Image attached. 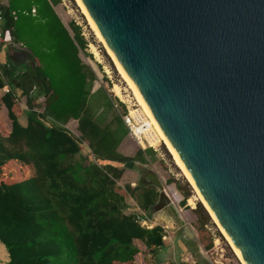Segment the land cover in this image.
I'll return each mask as SVG.
<instances>
[{
    "label": "trees",
    "instance_id": "1",
    "mask_svg": "<svg viewBox=\"0 0 264 264\" xmlns=\"http://www.w3.org/2000/svg\"><path fill=\"white\" fill-rule=\"evenodd\" d=\"M57 3L7 0L0 7V31H9L12 41L27 49L30 62L22 67L0 62V89L10 87L0 106L11 125L0 135V244L6 264H135L134 241L155 255L165 235L159 226H142V214L127 212L117 183L126 166L144 163L154 152L139 151L133 158L117 153L127 135L121 113L107 123L110 98L102 87L91 93L96 75L79 57L86 40L78 25L70 30L62 25L53 10ZM20 97L28 108L26 127L18 121ZM38 98L44 101L41 113L35 111ZM70 120L77 122L80 137L66 129ZM83 142L87 156L81 154ZM12 160L30 165L32 176L7 180L3 167ZM124 190L144 213L157 199L151 187ZM197 209L205 215L200 204Z\"/></svg>",
    "mask_w": 264,
    "mask_h": 264
},
{
    "label": "water",
    "instance_id": "2",
    "mask_svg": "<svg viewBox=\"0 0 264 264\" xmlns=\"http://www.w3.org/2000/svg\"><path fill=\"white\" fill-rule=\"evenodd\" d=\"M80 1L244 262L264 264V0ZM140 178L148 214L171 205Z\"/></svg>",
    "mask_w": 264,
    "mask_h": 264
},
{
    "label": "rangeland",
    "instance_id": "3",
    "mask_svg": "<svg viewBox=\"0 0 264 264\" xmlns=\"http://www.w3.org/2000/svg\"><path fill=\"white\" fill-rule=\"evenodd\" d=\"M54 10L68 30H70L72 23L80 27L82 35L87 43L84 53L79 52L80 60L83 64L91 67L95 72L96 80L93 82V89L95 90L99 87L105 89L111 102L115 104L112 115L113 113L119 115V113L123 111V104L119 99L125 101V96L133 97V95L130 89H128L127 83L119 74L114 62L107 55L102 44L96 40L85 17L81 14L74 0H58ZM93 49L97 52V55H94ZM120 95L124 98H120ZM42 99L43 98H38L35 100V104L39 106L35 108V111L38 113L42 112L44 105ZM133 99L135 98L133 97ZM16 105L19 118L26 121V112L28 109L25 107L24 98L21 99L20 97ZM66 127L74 137H80L77 130V123L74 120L69 121ZM81 147L82 153H84V155H89L87 144L83 142L81 143ZM121 147L123 153L128 158L135 157V155L141 151L140 147L130 139V137L122 143ZM156 149V152L151 149L154 152L153 156L146 155L144 157V163H134V168L132 167L128 174H126V177H122L118 181L117 187L119 193L124 195L126 199V203L129 207L127 212L136 211L140 214H142V212L136 209L135 202L130 200V197L124 190V186H140L137 182V175L134 172L140 175L146 170H150L159 177L163 187H165L167 195L171 200V205L162 213L151 214L153 216L151 221L147 220L141 223L144 227L151 225V223L155 225H167V223H169V227L167 228V239H165L164 244L165 249L159 254V258L165 259V261H167L166 264H241L230 246L217 230L215 224L211 221L201 203L198 202L197 196L195 195L196 192H194V189L187 182L182 172L174 164L166 147L160 142V144L156 145ZM151 188L155 191L157 190L154 187ZM184 191H189L187 199L183 196ZM156 193L158 199V192ZM190 201L194 203V206L189 203ZM198 204L201 205L207 216L198 212ZM176 211H178L180 219H176ZM181 224L191 229L195 240L192 242V245L185 246V249H178V243L175 242L174 245L176 250L172 252L169 249L171 248L170 243L175 241V231L178 230L177 228L180 227ZM178 232L180 233V230ZM137 244L140 248H143L139 242H137ZM148 261L151 260L149 259Z\"/></svg>",
    "mask_w": 264,
    "mask_h": 264
},
{
    "label": "crops",
    "instance_id": "4",
    "mask_svg": "<svg viewBox=\"0 0 264 264\" xmlns=\"http://www.w3.org/2000/svg\"><path fill=\"white\" fill-rule=\"evenodd\" d=\"M53 10H54V7H53ZM54 12H55V10H54ZM35 14H36L35 8L32 7L31 10H30V15L31 16H34ZM55 14H56V12H55ZM57 17L59 18L58 15H57ZM59 20L62 23V21H61L60 18H59ZM62 25L65 27V25L63 23H62ZM25 56H26V53L17 52L15 50L9 49L8 47H5V46H3L0 49V62L1 63H4L5 62L7 64L17 65V66H21L22 67V66L27 65L28 63H30V62H28L27 59H25ZM18 68H20V67H18ZM98 89L99 88H96L94 90L93 87H92L91 93H94L95 94L98 91ZM8 90H10V87L9 86H4L2 89H0V97H2ZM22 98H24V100H25V107L27 108L26 99H25V97H21V99ZM108 102L111 104V108L108 107L107 110H106V120H107V123H109L112 120V118L114 116H116L114 113L112 115L113 108H115V104L113 102H111V99ZM15 109H16V107H15ZM17 113L19 115V112H17ZM18 121H19V123H20L21 126H23V127H26L27 126V119L25 121V120H22V119L18 118ZM70 121H73V120H70ZM124 127H125V125H124ZM66 129H67V127H66ZM10 131H11V125H10V122H9V120L7 118V111H6L5 107L3 105H1L0 106V135L6 136ZM127 138L128 137L126 135L121 140V142L119 143V145L117 147V153L119 155L123 156V157H127V156H125V154L123 153V149H122L121 145H122L123 142H125V140ZM82 152L83 151H82V147H81V154L83 156H87V155H84V153H82ZM89 154H90V150H89ZM133 166H134V164H133ZM119 167H122V165H120ZM130 169H132V167L126 166L124 168V172H123L122 177H126V174H128V172L130 171ZM31 170L32 169H31L30 165H27L26 163H22V162L16 161V160L9 161L3 167V172L5 173V175H7L6 176L7 177V180H11L13 182L14 181H20V180H25L27 178H30L32 176V174H33V172ZM134 173L137 175V180H138L137 182L140 185L142 183L141 182L140 175H138V173H136V172H134ZM134 186H137V185H132V187H134ZM155 192H158V190H156ZM167 208H168V206L165 207V208H163V209H161L160 211L154 212L153 215L156 214V213L157 214L158 213H162V212L166 211ZM142 215L144 217L143 221H147V220L151 221V219L153 217L151 214H148V212H146V213L142 212ZM175 217H176V219H180V216H179L178 211H176ZM156 226L161 227L163 229V231H164V235L165 236L163 237V247L161 249H159L157 251V254H155V255H152V254H150L148 252L145 254V248H144V246L142 245L143 248L142 247L140 248L139 245L137 244L138 241H134V244L139 249V254H137L134 257L135 264H166L167 263V261H165V259H163V258L160 259L159 258V254L163 251V249H165V245L164 244H165V239H167L166 236L168 234L167 228L169 227V223H167V225H155V224L151 223V225L147 226L146 228L147 229H151V228L156 227ZM183 227H184V225L181 224V226L177 228L178 230L175 231V241H173V242L170 243L171 244V248H169L170 251H172V252H174L176 250L175 249V245H174L175 242L178 243V245H177L178 246V249H185L187 247V245H192V241H188V240L183 239V236L178 232ZM149 259L151 261H148ZM7 261H8V257H7L5 248L0 244V264H6Z\"/></svg>",
    "mask_w": 264,
    "mask_h": 264
},
{
    "label": "bare ground",
    "instance_id": "5",
    "mask_svg": "<svg viewBox=\"0 0 264 264\" xmlns=\"http://www.w3.org/2000/svg\"><path fill=\"white\" fill-rule=\"evenodd\" d=\"M74 2L76 3L77 7L79 8L81 14L85 17L89 28L91 29V31L93 32L96 40L102 44L103 48L105 49L107 55L112 59V61L114 62L115 66L117 67V70L119 71V74L121 75V77L124 79V81L127 83L128 85V89H130L133 97L136 99L135 102L143 109L144 113L146 114V116L149 118L150 120V124L153 127V130L157 133V135L159 136L160 141L162 142V144L166 147V149L168 150V152L170 153L172 160L174 162V164L178 167V169L182 172L183 176L185 177V179L187 180V182L190 184V186L194 189V192H196V196H197V200L199 203H201V205L203 206V208L206 210V212L208 213V215L210 216L212 222L215 224L217 230L220 232V234L222 235V237L224 238V240L227 242V244L230 246V248L232 249V251L234 252L235 256L237 257V259L239 260V262L241 264H246L244 262V260L242 259V257L240 256L239 252L237 251V249L235 248L234 244L231 242V240L229 239V237L226 235V233L224 232V230L221 228V226L219 225V223L217 222L216 218L214 217L213 213L210 211L209 207L207 206V204L205 203V201L203 200L202 196L200 195L199 191L197 190L194 182L192 181L191 177L189 176V174L187 173V171L185 170L184 166L182 165V163L180 162L179 158L177 157V155L175 154L174 150L172 149V147L170 146L169 142L167 141V139L165 138V136L163 135L162 131L160 130L159 126L157 125V123L155 122L154 118L152 117V115L150 114L149 110L147 109V107L145 106L144 102L142 101V99L140 98L139 94L137 93V91L135 90L134 86L132 85L131 81L129 80V77H127L126 73L124 72V70L122 69V67L120 66V64L118 63V61L116 60V58L114 57V55L112 54V52L110 51L109 47L107 46V44L105 43L103 37L101 36V34H99L100 32L98 31V29L96 28V26L94 25L93 21L91 20V18L89 17V15L87 14V11L85 10L83 4L81 3L80 0H74ZM93 53L94 55H97V52L94 51L93 49ZM113 93V92H112ZM120 98L123 96H119ZM124 98V97H123ZM121 100V99H120ZM122 101V100H121ZM152 136V133L151 135ZM155 139H152V141H154ZM151 141V140H150ZM192 206H194L193 202H189ZM191 206V207H192Z\"/></svg>",
    "mask_w": 264,
    "mask_h": 264
},
{
    "label": "built area",
    "instance_id": "6",
    "mask_svg": "<svg viewBox=\"0 0 264 264\" xmlns=\"http://www.w3.org/2000/svg\"><path fill=\"white\" fill-rule=\"evenodd\" d=\"M5 5H7V0H0V7ZM1 46L8 47L17 52L27 53V49L22 44H16L12 41L9 31H0V47ZM125 98V101L118 99L124 106V111L121 113L120 117L127 129V137H130L142 151L152 149L156 152V145L160 144L161 141L149 123V118L146 116L143 109L135 102L133 97L125 96ZM151 133L152 136H150ZM152 139L155 140L152 141ZM140 221L141 223L143 222L142 219Z\"/></svg>",
    "mask_w": 264,
    "mask_h": 264
}]
</instances>
